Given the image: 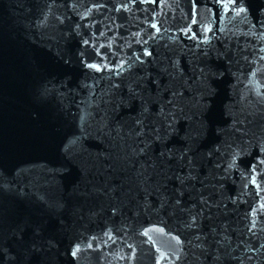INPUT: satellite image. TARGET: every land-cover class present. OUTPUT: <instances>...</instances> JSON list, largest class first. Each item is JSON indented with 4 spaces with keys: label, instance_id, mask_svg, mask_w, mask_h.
<instances>
[{
    "label": "water",
    "instance_id": "obj_1",
    "mask_svg": "<svg viewBox=\"0 0 264 264\" xmlns=\"http://www.w3.org/2000/svg\"><path fill=\"white\" fill-rule=\"evenodd\" d=\"M200 68L213 90L204 119L218 134L201 142L213 156L196 180L160 187L110 169L98 131L108 102L144 77L153 112L169 99L184 107L169 140L181 148L197 127ZM262 144L264 0L226 9L198 0L194 17L192 0H0V165L10 185L0 192V234L20 218L40 224L51 246L35 264H264Z\"/></svg>",
    "mask_w": 264,
    "mask_h": 264
},
{
    "label": "snow or ice",
    "instance_id": "obj_2",
    "mask_svg": "<svg viewBox=\"0 0 264 264\" xmlns=\"http://www.w3.org/2000/svg\"><path fill=\"white\" fill-rule=\"evenodd\" d=\"M129 2L135 4L137 0H129ZM139 2L155 4L157 0H139ZM197 3L198 0H192L193 17L195 16ZM214 3L226 9L230 4L234 5L235 0H227L226 3L222 0H214ZM120 8L126 9L127 4L118 6L116 10L119 11ZM235 10L237 14L246 11L242 6L236 7ZM193 23H195V19H193ZM151 27L158 30L156 23H152ZM191 38L197 39L195 35ZM203 42H208L207 36L203 37ZM84 44H88V41L85 40ZM143 54L145 56L152 55L147 50H144ZM204 55H207V52ZM136 60L140 61L141 64L144 63L139 56L136 57ZM87 67L97 71L102 70L95 63L87 64ZM120 68L122 69V65ZM166 70L163 69V71ZM200 72L204 74L205 83L200 98L196 100L197 127L194 134L184 136L183 139L186 143L181 148H176L175 145L169 143V140L174 134H177L175 125L178 113L181 116L186 115L184 107L174 102L173 99H169L167 104L171 105V108L165 111V107L161 106L158 112H153V97L141 82L144 77H138L128 85L127 95H121L117 99L108 102L110 106L103 110L104 116L101 117L98 131L108 138L111 145V151L106 156V159L113 162L109 164L110 169H134L133 175L137 179L142 178L145 183L154 182L160 187H167V182L173 176L182 186H185L187 180H196L199 167L205 157L211 159L213 156L212 150H209L206 154L200 150L201 142L207 140L210 132L218 134L217 130L204 119L205 114L212 109V106L203 101L206 97L213 95V90L207 84L209 74L205 72L204 68H200ZM117 74H119V70ZM149 78L152 85H159L157 79L151 76ZM115 87H119V85H115ZM177 95L176 92H172L173 97ZM179 95L182 96L183 93H179ZM125 110L129 113H135V115H132L130 120L120 118L121 113ZM215 151L218 152L219 149L217 148ZM260 151L264 152V144L260 145ZM240 155L239 152L233 155L229 168L235 166ZM260 163H264V160H261ZM174 166H178L182 170L186 169V174L181 175L173 171ZM251 168L254 173L255 165H252ZM225 171L227 172V169ZM5 172V166L0 165V192L10 189V185L3 180ZM227 178V175L219 177L222 181ZM252 183H256L255 179L252 180ZM177 191L178 197H183L184 191L179 189ZM163 199L168 198L164 197ZM163 199L161 207L165 206ZM201 202H205L203 197H201ZM174 204L179 206L181 199L176 198ZM196 221L197 217L193 215L189 226L195 225ZM50 246V241L45 238L40 224L20 218L12 228L0 234V264H35L36 258L46 250H50ZM72 255L76 256V252L73 251Z\"/></svg>",
    "mask_w": 264,
    "mask_h": 264
}]
</instances>
